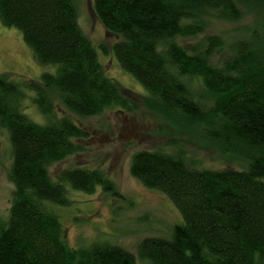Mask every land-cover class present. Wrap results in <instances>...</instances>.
<instances>
[{"label": "trees", "instance_id": "16d2710c", "mask_svg": "<svg viewBox=\"0 0 264 264\" xmlns=\"http://www.w3.org/2000/svg\"><path fill=\"white\" fill-rule=\"evenodd\" d=\"M90 1L104 30L118 37L113 56L146 96H129L106 75L74 0H0V23L21 32L39 65L56 66L28 83L43 124L21 112L22 92L0 73V130L10 144L13 184L0 218V264H264V0ZM250 15L253 23L229 43L216 35L190 46L178 41L201 35L213 18ZM55 100L83 118L143 106L243 169L197 168L180 147L137 151L130 175L164 194L182 222L168 238L142 239L135 253L106 241L71 248L51 208L69 205L68 187L91 194L113 186L100 169L51 177L49 167L80 152L77 141L88 136L56 115Z\"/></svg>", "mask_w": 264, "mask_h": 264}, {"label": "rangeland", "instance_id": "374dc122", "mask_svg": "<svg viewBox=\"0 0 264 264\" xmlns=\"http://www.w3.org/2000/svg\"><path fill=\"white\" fill-rule=\"evenodd\" d=\"M78 23L97 50L106 75L125 88L138 100L148 93L130 74L125 72L112 54L111 47L118 37L107 33L95 17L90 0H74ZM245 16L238 22L213 18L210 26L195 38L178 39L185 46L195 45L207 36H220L227 43L240 37L254 21ZM221 56H224L221 54ZM54 65H39L24 43L21 32L0 23V73L17 84L22 92L21 112L38 124L43 117L33 103L34 92L28 83H39L43 73H55ZM57 116H66L86 130L87 138L77 141L81 151L49 167L52 178L67 168L102 170L112 182L113 190L97 187L87 194L68 187L69 205L53 206L64 230L65 241L71 248L106 241L135 253L139 241L147 237L168 238L172 228L182 222L174 204L162 193L141 185L129 173L133 153L140 150L184 151L188 163L211 170L243 169L234 156L222 155L203 143L197 134L176 129L143 106L133 112L118 108L93 117H79L55 100ZM208 103H206L207 106ZM170 143L177 144L172 146ZM11 151L6 131L0 130V218L5 220L11 205L13 184L8 179Z\"/></svg>", "mask_w": 264, "mask_h": 264}]
</instances>
